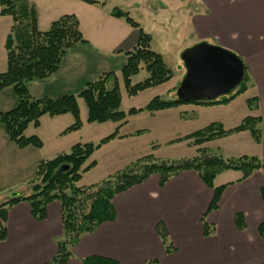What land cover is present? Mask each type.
<instances>
[{
    "label": "crops",
    "instance_id": "obj_1",
    "mask_svg": "<svg viewBox=\"0 0 264 264\" xmlns=\"http://www.w3.org/2000/svg\"><path fill=\"white\" fill-rule=\"evenodd\" d=\"M95 1L30 0L37 12L40 31H48L60 17L74 14L89 42V45L78 43L71 47L52 75L30 81L34 96L78 94L88 82L114 72L124 102L122 69L127 63L126 53L139 42L140 30L112 15L117 6L108 5L106 0ZM163 3L166 5L147 7L160 26L163 42L160 47L155 46L157 30L140 26L152 36V49L163 56L173 77L130 96L140 100L149 93L134 108H143L155 96L178 90L187 70L184 64L177 74L170 64L171 54L182 64L184 51L201 42L222 46L239 55L251 75L248 89L228 103H183L154 113L143 110L129 115L123 124L89 122L87 105L83 98H78L82 121L79 130L65 132L75 121L71 113L45 114L37 125L29 124L25 135L39 137L43 142L40 148L19 147L0 124V204L14 193L32 194L29 182L35 178L41 160L67 152L79 142H99L117 128V136L96 149L85 163L87 166L95 161L96 165L83 173L78 186L98 184L146 155L158 159L194 157L200 147L193 144V140L183 139L185 136L213 122L230 130L248 116L262 119L260 142L254 140L249 130H244L208 141L202 147L229 157H264V0H163ZM179 9L183 11L180 27L166 21L168 15ZM12 26L11 16L0 15V73L7 70L5 45ZM173 42L177 44L176 51L170 47ZM252 98L258 99L257 109L248 106ZM18 104L13 86L0 89V112ZM134 122L138 127H132ZM214 184L225 187L218 207L209 211L214 191L196 171H181L164 185L160 184L159 174H152L145 182L113 197L115 219L99 224L91 233L82 234L66 264H82L83 259L91 256L110 258L118 264H148L149 261L158 264L264 263V234L260 231L264 223V195L260 191L264 187V168L246 179L239 170H226L215 178ZM47 211V218L37 221L26 200L9 208L5 221L7 237L0 241V264H44L53 259L57 240L64 232L61 203L57 200L49 203ZM238 213L243 215L240 221L243 228L237 224ZM205 214L206 221L215 226L210 236L204 233ZM159 224L166 228L175 250L167 251L158 232Z\"/></svg>",
    "mask_w": 264,
    "mask_h": 264
},
{
    "label": "trees",
    "instance_id": "obj_2",
    "mask_svg": "<svg viewBox=\"0 0 264 264\" xmlns=\"http://www.w3.org/2000/svg\"><path fill=\"white\" fill-rule=\"evenodd\" d=\"M96 3L95 0H86ZM0 15L13 18V26L6 40L7 70L0 73V89L13 86L19 98V104L8 111L0 112V124L6 127L9 138L19 147L34 145L43 146L37 136L27 137L25 130L30 123L37 125L45 115L71 113L75 121L65 132L79 130L82 126L78 98H83L88 108L89 122L113 121L123 124L132 114L147 110L154 113L158 110L175 107L183 103L205 105L228 103L244 93L251 83V75L244 62L245 76L243 81L232 92L213 100L186 102L179 98L164 99L155 96L143 108H131L125 111L122 107V95L118 77L114 72L102 74L98 79L88 82L78 94H66L57 97L38 98L30 90L29 83L34 79H43L55 73L66 52L78 43L89 45L84 38L79 25V19L74 14L64 15L51 24L48 31H40L35 7L30 0H0ZM112 15L125 19L129 24L139 28L140 37L137 46L127 52V63L122 69V80L129 96H135L140 91L161 85L173 77L172 69L166 64L163 56L152 49V36L145 32L129 12L114 8ZM149 73L148 77L138 83H133V76L142 68ZM258 99L248 100L250 109L258 108ZM261 117L248 116L237 127L226 130L219 122H213L207 127L195 131L183 139L193 140L199 146L197 155L189 158L158 159L146 155L118 170L98 184L81 187L78 182L84 172L96 165L93 161L85 166L96 149L117 136L116 131L99 142L76 143L72 148L54 157L41 160L37 173L29 183L33 189L29 196L16 195L0 204V241L7 237L5 226L9 208L23 200L30 203L31 214L37 221H43L48 216V204L59 201L62 206L63 236L57 240V253L53 259L44 264H66L73 255L72 248L78 243L84 233L93 232L99 224L115 219L116 212L113 197L120 192L145 182L152 174L160 175V184L164 185L171 177L184 170L196 171L204 183L213 189L214 195L209 211L218 207L224 185L216 187L215 178L226 170H239L243 179L255 171L264 168V157L239 156L229 157L220 152L211 151L202 145L208 141L224 137L231 133L249 130L256 142L262 138ZM182 140V139H180ZM264 195V187L261 188ZM243 215H236L237 224ZM204 233L210 236L215 226L203 219ZM264 234V223L260 226ZM159 235L167 251L175 250L169 240L166 228L159 224ZM82 264H118L115 260L91 256L82 260ZM148 264H158L149 261ZM264 264V263H262Z\"/></svg>",
    "mask_w": 264,
    "mask_h": 264
},
{
    "label": "water",
    "instance_id": "obj_3",
    "mask_svg": "<svg viewBox=\"0 0 264 264\" xmlns=\"http://www.w3.org/2000/svg\"><path fill=\"white\" fill-rule=\"evenodd\" d=\"M183 60L187 72L177 93L178 98L186 102L213 100L227 95L240 85L245 76L244 61L239 55L207 42L185 50Z\"/></svg>",
    "mask_w": 264,
    "mask_h": 264
},
{
    "label": "rangeland",
    "instance_id": "obj_4",
    "mask_svg": "<svg viewBox=\"0 0 264 264\" xmlns=\"http://www.w3.org/2000/svg\"><path fill=\"white\" fill-rule=\"evenodd\" d=\"M106 1L108 2V5L109 4L114 5V6L120 7L123 10L128 11L130 13L131 17H133L136 21H138L142 27H145V29L148 28V29L157 30L158 36H157V40L155 41V46L160 47V45L163 43L161 41L162 40V34L158 30L160 28V26L154 22V20L152 19L151 15H150V11H148L147 7H151V6L155 7L157 4L159 6L160 5L165 6L166 4L163 3V0H161V1L158 0L157 2H154V3H150L147 0H106ZM146 2H148V3H146ZM181 12H183V11H181L179 9L178 12L171 13L170 15H168L166 17V21H168L169 23L171 22V25H175V23H177V24H179V27H180V24L182 21V18L180 16ZM172 27L176 28L175 26H172ZM188 41H190V40H188ZM170 47L172 50L176 51V49H177L176 48L177 47L176 42H173L172 46H170ZM170 64L172 65V68L174 69V71L178 74L179 73L178 72L179 67H182V69H183L185 63L182 62V64H181L180 62H178V60H176L175 54H171ZM148 75H149V73L143 67L138 74L133 76V83H138L140 81H143L144 79H146L148 77ZM122 87H123V93L125 94L124 102L122 103L123 109L124 108L130 109L132 107H137L149 95V93H147L148 95H145L140 100L134 99L133 97H130L128 95L127 90H126L125 85H124V82H122ZM162 97L164 99L177 98L178 97L177 90H175L174 92H171L169 95L166 94L165 96H162ZM133 124L134 125H132V127H138V123L134 122ZM140 132H142V131H139V133ZM7 197H10V196H7Z\"/></svg>",
    "mask_w": 264,
    "mask_h": 264
}]
</instances>
